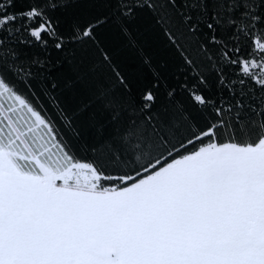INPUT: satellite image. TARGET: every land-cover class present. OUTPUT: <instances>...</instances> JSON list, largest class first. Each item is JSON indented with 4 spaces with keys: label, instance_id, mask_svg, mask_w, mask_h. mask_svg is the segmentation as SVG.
Listing matches in <instances>:
<instances>
[{
    "label": "snow or ice",
    "instance_id": "6c2138e0",
    "mask_svg": "<svg viewBox=\"0 0 264 264\" xmlns=\"http://www.w3.org/2000/svg\"><path fill=\"white\" fill-rule=\"evenodd\" d=\"M0 264H264V0H0Z\"/></svg>",
    "mask_w": 264,
    "mask_h": 264
}]
</instances>
